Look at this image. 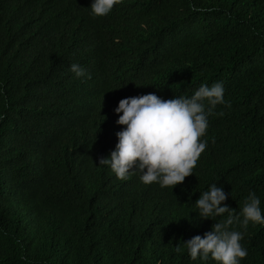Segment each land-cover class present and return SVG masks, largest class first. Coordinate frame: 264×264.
Here are the masks:
<instances>
[{
  "label": "trees",
  "instance_id": "16d2710c",
  "mask_svg": "<svg viewBox=\"0 0 264 264\" xmlns=\"http://www.w3.org/2000/svg\"><path fill=\"white\" fill-rule=\"evenodd\" d=\"M63 1L0 0V264H217L192 260L183 242L212 230L195 208L212 183L237 212L251 191L264 209V0H128L103 23ZM124 48L169 69L173 97L224 84L229 104L209 116L207 147L174 189L99 163L118 137L93 75ZM234 226L241 264H264V224Z\"/></svg>",
  "mask_w": 264,
  "mask_h": 264
},
{
  "label": "clouds",
  "instance_id": "9594fccd",
  "mask_svg": "<svg viewBox=\"0 0 264 264\" xmlns=\"http://www.w3.org/2000/svg\"><path fill=\"white\" fill-rule=\"evenodd\" d=\"M127 1L80 0L89 16L102 23L115 5ZM57 2L67 7L63 0ZM75 17L81 32L94 35L96 26L89 17ZM123 50L110 61L108 68L93 75L109 109L106 130L110 137H118L110 156L100 157L99 163L110 166L121 180L139 171L143 183L156 182L161 187L174 189L193 176L198 159L207 147L203 137L209 127V116L218 104H229L224 84L222 81L210 86L202 83L191 96L173 97L175 79L164 74L169 69H150L140 63L138 54ZM134 62H138V68H132ZM70 67L77 77H91L79 63H72ZM228 196L218 183H212L198 195L195 208L199 217L215 223L203 236L197 234L183 242L192 260L241 264L247 257L248 249L242 243L245 231L234 225L246 230L250 222L264 224L261 198L255 191L249 192L237 212L226 203ZM182 250L180 245L176 247L177 252Z\"/></svg>",
  "mask_w": 264,
  "mask_h": 264
}]
</instances>
